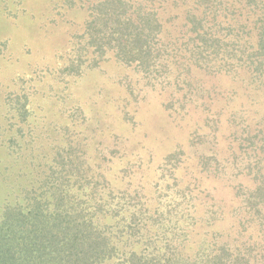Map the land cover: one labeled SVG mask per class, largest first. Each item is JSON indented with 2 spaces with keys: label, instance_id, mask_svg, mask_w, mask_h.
<instances>
[{
  "label": "trees",
  "instance_id": "16d2710c",
  "mask_svg": "<svg viewBox=\"0 0 264 264\" xmlns=\"http://www.w3.org/2000/svg\"><path fill=\"white\" fill-rule=\"evenodd\" d=\"M81 2L79 40L90 55L78 59L89 67L113 58L161 69L184 98L195 94L194 71L228 77L227 100L238 83L247 103L230 113L236 147L223 158L212 149L199 154L182 179L176 170L188 155L178 146L146 195L114 185L104 155L88 165L73 142H55L45 156L27 158L30 181L3 206L0 264H264V0ZM202 88L204 102L221 94L214 85ZM216 177L224 178L210 185Z\"/></svg>",
  "mask_w": 264,
  "mask_h": 264
},
{
  "label": "rangeland",
  "instance_id": "374dc122",
  "mask_svg": "<svg viewBox=\"0 0 264 264\" xmlns=\"http://www.w3.org/2000/svg\"><path fill=\"white\" fill-rule=\"evenodd\" d=\"M72 1L0 0V215L30 181L27 158L45 156L55 142H73L88 165L104 155L114 185L140 187L146 195L178 146L188 155L176 170L182 179L193 174L199 154L212 149L223 158L236 147L228 138L229 117L247 103L238 83L227 100L228 77L194 71L195 94L184 98L161 69L142 71L113 58L89 67L78 59L90 55L79 40L85 8ZM212 85L221 93L213 102L197 98ZM195 140L203 144L193 146ZM222 169L227 183L236 184L233 172ZM166 175L173 176L169 169ZM216 179L207 182L219 186Z\"/></svg>",
  "mask_w": 264,
  "mask_h": 264
}]
</instances>
